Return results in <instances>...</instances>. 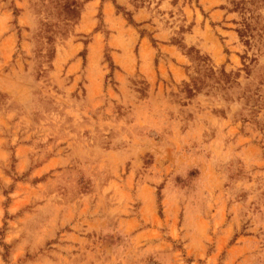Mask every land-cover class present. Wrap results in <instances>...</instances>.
<instances>
[{
	"label": "rangeland",
	"instance_id": "obj_1",
	"mask_svg": "<svg viewBox=\"0 0 264 264\" xmlns=\"http://www.w3.org/2000/svg\"><path fill=\"white\" fill-rule=\"evenodd\" d=\"M0 264H264V0H0Z\"/></svg>",
	"mask_w": 264,
	"mask_h": 264
}]
</instances>
